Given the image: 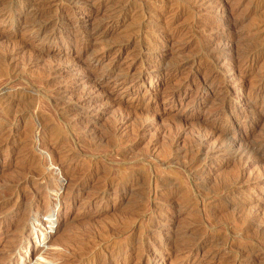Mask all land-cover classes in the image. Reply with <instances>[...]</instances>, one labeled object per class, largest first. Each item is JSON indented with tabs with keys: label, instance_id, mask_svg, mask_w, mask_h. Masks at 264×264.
<instances>
[{
	"label": "rangeland",
	"instance_id": "rangeland-1",
	"mask_svg": "<svg viewBox=\"0 0 264 264\" xmlns=\"http://www.w3.org/2000/svg\"><path fill=\"white\" fill-rule=\"evenodd\" d=\"M28 1L0 0V264H264V0Z\"/></svg>",
	"mask_w": 264,
	"mask_h": 264
},
{
	"label": "bare ground",
	"instance_id": "bare-ground-1",
	"mask_svg": "<svg viewBox=\"0 0 264 264\" xmlns=\"http://www.w3.org/2000/svg\"><path fill=\"white\" fill-rule=\"evenodd\" d=\"M39 0H30L28 1L27 3L25 2V5H24V8L21 9L20 12L23 13L24 16H26L27 20L25 19L24 22H29V23H32V22H38L39 21V18L43 15V11L41 10L39 4L37 2ZM43 22V21H41ZM39 25V26H38ZM37 28H36V31H38L41 27L40 23L38 24ZM35 26V24H34ZM37 34V32L35 33ZM45 36V35H44ZM46 39V37H44ZM49 38H52V37H49ZM253 100H249L246 102V104H250ZM218 129V128H217ZM222 131V130H221ZM221 134V133H220ZM260 139V138H259ZM264 142V141H263ZM255 143V142H254ZM247 145V144H246ZM254 147V146H253ZM257 147V146H256ZM264 152V151H263ZM250 153V152H249ZM195 245V244H194ZM167 247H163V250H165ZM167 251V250H166ZM168 252V251H167ZM170 252V251H169Z\"/></svg>",
	"mask_w": 264,
	"mask_h": 264
}]
</instances>
